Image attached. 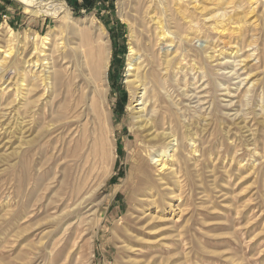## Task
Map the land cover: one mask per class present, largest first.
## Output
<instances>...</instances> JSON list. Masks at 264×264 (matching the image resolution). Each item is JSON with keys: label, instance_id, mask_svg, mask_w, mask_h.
<instances>
[{"label": "rangeland", "instance_id": "rangeland-1", "mask_svg": "<svg viewBox=\"0 0 264 264\" xmlns=\"http://www.w3.org/2000/svg\"><path fill=\"white\" fill-rule=\"evenodd\" d=\"M43 1L62 9L37 16L24 10L22 24L7 23V12L0 15V31L5 25L13 29L12 41L0 39V63L2 52H11L0 69V264H264V0H174L193 18V30L201 36L194 44L209 49L202 54L204 75L184 52L167 77L181 119L196 133L198 152L184 147L175 172L160 176L154 169L149 176L141 171L150 137L138 128L127 77L130 46L137 42L132 27L141 41L156 40L160 28L152 16L161 13L163 0H152L144 19L147 0H99L90 9L83 0ZM67 12L80 27L79 33L62 34L70 44L67 60L79 55L71 46L82 50L92 21L110 40L106 103L118 150L110 174L112 162L97 159L85 184L90 196L67 217L70 244L58 257L51 251L60 233L51 231L56 224L48 215L55 212L42 206L57 199L59 157L81 151L78 125L87 121L82 116L71 129L45 133L58 102L41 78L42 68L31 62L42 60L43 48L57 58V26ZM48 34L52 39L46 46L36 42L35 51V37ZM153 69L147 80L157 76L158 67ZM160 101L173 126L186 135L169 101L164 96ZM72 168L79 189L84 179Z\"/></svg>", "mask_w": 264, "mask_h": 264}, {"label": "bare ground", "instance_id": "bare-ground-1", "mask_svg": "<svg viewBox=\"0 0 264 264\" xmlns=\"http://www.w3.org/2000/svg\"><path fill=\"white\" fill-rule=\"evenodd\" d=\"M22 1L27 5L28 12L35 14V16H37V14L45 15L51 10L58 11L62 9V6L57 2L43 0ZM180 1L181 0H177L179 3ZM177 2H174V0L161 1V4L163 5L161 13L155 12L157 14L152 16V20H155L157 26L160 28V31H157L158 33H156V40L153 38V42L152 40H149L148 43L141 41L142 37L139 38V36L135 35L136 33H134L132 27V36L137 42H133L130 46L127 82L132 90L133 101L131 105L134 117L139 123V125L137 123L139 126L138 128L146 130V136L150 137L148 139V149L146 153L144 152L145 154L141 158V171L143 174L146 173L147 176L151 175L150 172H153L154 170L159 176L166 171L175 172L173 166L179 162L180 153L183 151L184 147H190L194 153L198 152L197 140L194 137V134L196 133L190 128L185 120L181 119V116H184V113L179 111V108L177 107L179 105L177 101H175L176 98L171 94L170 88L166 85V82L167 77L171 73V67L173 66L174 60L184 52L197 60L193 69L199 70L198 72L204 75L206 73V66L202 63V59L204 58H202V54L209 49V47L206 45L196 46L194 44V41L201 36L196 30H193L195 26V24L192 25L193 18L188 19V16L180 9L181 7ZM151 5H153L152 0H147L146 4H143L144 10L141 14L142 19L145 18V14L148 15V9ZM184 24H189V29H192L193 31L187 29L182 33V29L185 27H183ZM4 28L5 29L2 28L3 30L0 31V39L9 41L12 39L13 29L8 25H5ZM200 28L202 27H199V29ZM66 29H69L72 32H80L79 24H76L75 21L72 20L68 12L63 16V19L57 26L58 33L56 34V50L59 52V55H56L57 58H55V56L52 57L51 54H46L45 48H43L40 50L42 60L31 62L33 66H40V68H42L40 70L42 73L41 78H43V81H45L44 78L49 81L51 89L55 92V97L58 102L57 109L53 112L55 114V116L52 117L55 118L54 122L46 126L47 132L45 133H48L51 129L54 130L56 128L57 130L59 126V129H63V131L71 129L74 123H76L78 119L80 120L82 116H86L87 121L83 127L78 125L77 132L84 140V145L81 151L77 152L68 150V152H62L59 157L63 166L59 184L60 191H58L57 199H53L48 204L42 206L46 213L53 209L55 212L53 214L49 213L48 215L52 217V219H49L53 220L56 224L55 226L53 225L54 227L51 231L54 232L58 230L60 233V236L58 235L59 237L54 241V250L51 251V254L55 252L58 257H62L66 254L65 251L69 248L70 244L68 235L70 234L72 223H69L68 220H66L67 217L72 214L74 210L76 211L83 207L90 196V190L85 188V184L95 168L94 166L97 159H104L105 156L109 163L112 162V165L108 168L110 174L114 170L113 168L117 157L116 133L115 130H112L113 127L111 128L112 117L106 103V93L108 89L107 72L111 53L110 40H106L105 35L107 34H105L106 31L104 27L100 25L97 26L94 24V21H92V23L85 29L87 37L85 36L84 38H87V41H83L81 47L82 50L79 51L74 45L71 46V48L76 51L75 53L79 55L75 56L77 57L75 59L71 58L67 60L68 58L65 55L67 54L65 47L67 44H70L62 35ZM50 39H52L51 34L44 36L41 35L40 37L37 35L33 40L34 42L31 47L36 51V48L34 47L36 42L40 41L42 45L46 46ZM131 40H133V38ZM172 45L173 49H171ZM157 46H159L158 49ZM202 47L206 48L203 49ZM2 53L5 55L3 56V64L2 62L0 63L1 72L5 70L4 63L6 61V56L11 52L7 49ZM215 56L217 55L211 53L209 57L212 60H215ZM154 67L155 69H153ZM157 67L159 78L158 74L155 73L157 75L156 77L147 80V76L149 75L148 71L152 69L155 71ZM174 80L176 83V79ZM185 91H182L184 96L186 95ZM163 96L169 101L168 103H170V107L176 111L174 114L178 116L181 127L185 128L186 135L182 133L178 127L175 128L169 120L166 106L160 101V97ZM33 111L34 110H32V112ZM71 131L72 130L69 131V134H71ZM61 136L62 135H60V138ZM149 159L152 160V163L149 162ZM74 166L77 167V173H81L80 175L84 179L83 186L79 189H75L76 187H74V182L77 181L76 175H74L75 168H72ZM38 181H41V179H38ZM73 200H75V203L72 207L71 202ZM39 201L41 202L40 199ZM41 220L42 219H40V221ZM51 220L49 221L51 222ZM46 221L48 220L45 219V222ZM73 233L72 235H74ZM40 243H42V246L45 245L48 247L46 241ZM73 246L74 248L75 246H78L77 242L73 244ZM70 252L71 251H69L68 254Z\"/></svg>", "mask_w": 264, "mask_h": 264}, {"label": "crops", "instance_id": "crops-1", "mask_svg": "<svg viewBox=\"0 0 264 264\" xmlns=\"http://www.w3.org/2000/svg\"><path fill=\"white\" fill-rule=\"evenodd\" d=\"M20 8H23L21 10ZM24 10L27 12V5L22 0H0V15L7 12L5 21L11 24H22L24 16ZM29 13V12H27ZM50 17V16H44Z\"/></svg>", "mask_w": 264, "mask_h": 264}, {"label": "trees", "instance_id": "trees-1", "mask_svg": "<svg viewBox=\"0 0 264 264\" xmlns=\"http://www.w3.org/2000/svg\"><path fill=\"white\" fill-rule=\"evenodd\" d=\"M97 1L99 0H83V4H87L88 9H90L92 6L96 4ZM103 1H106V0H100L101 3H103Z\"/></svg>", "mask_w": 264, "mask_h": 264}]
</instances>
